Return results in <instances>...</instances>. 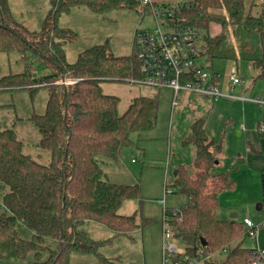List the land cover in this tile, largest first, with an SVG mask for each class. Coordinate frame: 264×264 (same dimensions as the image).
I'll return each mask as SVG.
<instances>
[{
  "label": "trees",
  "instance_id": "16d2710c",
  "mask_svg": "<svg viewBox=\"0 0 264 264\" xmlns=\"http://www.w3.org/2000/svg\"><path fill=\"white\" fill-rule=\"evenodd\" d=\"M48 13L40 32H30L15 21L8 0H0V56L14 52L22 56L25 71L4 76L0 89L36 90L42 83L52 84L46 111L31 120L43 134L41 146L50 150L49 165L23 153V144L14 130L0 129V184L5 187L0 214V260L25 261L33 252L39 261L49 248L48 238L57 242L50 248L43 264H70L73 252L97 253L99 242L90 239L83 229L89 223L110 228L115 236L131 237L152 221L136 214L122 215L119 210L127 200L141 202V186L110 182L104 166L118 162L123 152L138 144L133 136L152 132L158 123L160 98L138 96L124 111L120 98L103 91L104 82H130L141 79L140 63L135 52L115 56L108 42L93 46L69 64L64 43L77 35L59 26L63 14L75 8H87L104 16L113 10L148 11L141 0H50ZM181 14L185 25L205 29L210 59L215 57L219 37L212 36L214 25L228 24L259 33L263 56L256 61L264 79V14H252L255 0H188ZM141 8V9H140ZM40 57L54 66L55 73L35 78L33 58ZM63 80L67 85H58ZM56 86V87H55ZM58 88V89H57ZM207 117L198 118L182 141L184 148L194 146V174L181 166L170 187L187 197L178 214L175 235L186 245V252L201 251L208 258L227 251L219 264H251L253 249L244 247L250 236L244 222L218 218L219 197L235 188L228 173L218 172L223 142H216L205 128ZM264 194V174L261 178ZM32 232L31 240L20 237L18 224ZM206 242V246L202 244ZM99 255V254H98ZM103 262L107 260L102 259ZM109 262V261H108Z\"/></svg>",
  "mask_w": 264,
  "mask_h": 264
},
{
  "label": "rangeland",
  "instance_id": "374dc122",
  "mask_svg": "<svg viewBox=\"0 0 264 264\" xmlns=\"http://www.w3.org/2000/svg\"><path fill=\"white\" fill-rule=\"evenodd\" d=\"M8 1L16 22L30 32L42 30L51 10L50 0ZM162 3L176 2L166 0ZM76 9L68 15L63 14L59 19V26L62 29L70 30L77 35L75 40L64 43L69 64L76 63L79 55L85 50L106 42L109 43L115 56H129L135 52L136 32L139 29L156 28V22L149 11L119 9L100 16L87 8H82L86 9L85 15L73 14ZM260 10L254 6L252 14L258 16L261 14ZM212 36L219 37L220 43L215 47V57L206 59L204 64L208 71L222 76L223 91H228L226 83L230 71L236 68L243 85L236 88L235 95L246 98H255L258 95L264 97V79L260 78L261 69L256 65V61L263 56L260 34L249 33L231 24L223 29L218 24L214 25ZM32 60V73L35 78L40 79L55 73L51 63L40 57H34ZM24 71L25 66L19 53L0 56V80L4 76ZM103 84L102 88L106 94L120 98V110L126 108L130 101L138 96L158 95L160 98L156 129L142 134L141 137L135 134L133 139L138 140V144L126 149L123 158L118 162L104 166V172L110 182L141 186V202L127 200L119 213L126 216L136 214L140 224H142L141 218L152 222L136 230L131 237L115 236L110 228L96 223L83 226L90 239L99 242L97 251L99 255L73 252L70 255V264H162L164 208L171 215L172 212L182 209L187 202V197L178 191L166 195L165 187L173 184L174 173L181 166H185L194 174L195 148L194 146L184 148L182 141L190 131L192 123L205 115L208 116L206 129L209 136H213L216 142L222 140L224 142L221 157L226 155L227 159L222 162L221 171L231 173L236 180L232 191L221 194L218 215L220 218L226 216V219H231L233 214H237L238 218L235 219L238 221L243 222L244 218L250 220L259 230L255 237L248 236L246 241L256 243L257 239L258 244L264 248V194L260 180L263 173L257 170L264 168V141L262 146L256 147L258 153L253 152L256 158H251L257 164L251 159L243 162V159L240 161L239 158L240 154H243L240 157L245 159L241 132L251 130L250 123L256 137L264 139L261 137L264 134H260L256 121L258 117H264V108L252 102L243 103L239 100L223 98L213 101L186 93L181 94L178 106L173 108V93L169 89L157 90L130 82ZM45 85L42 83L34 86L37 87L36 90L0 89V129L14 130L23 144V153L44 165H49L52 160L51 152L40 145L43 134L40 127L31 120L33 115H43L46 111L50 87L54 86ZM4 191L5 187L0 184V214L5 212L2 205ZM259 206H262V210H259ZM17 228L21 238L28 241L32 239L33 232L27 226L19 223ZM177 242L182 248L186 247L181 240ZM46 245L49 248L41 252L39 261L31 252L25 261L0 260V264H43L50 256V248L55 249L57 242L48 238ZM226 255L227 251L216 254L214 259L222 260ZM102 259L107 262H103Z\"/></svg>",
  "mask_w": 264,
  "mask_h": 264
},
{
  "label": "built area",
  "instance_id": "2783aa9c",
  "mask_svg": "<svg viewBox=\"0 0 264 264\" xmlns=\"http://www.w3.org/2000/svg\"><path fill=\"white\" fill-rule=\"evenodd\" d=\"M142 4L149 7L156 22L155 29H139L135 34V54L140 63L141 79L139 85L150 86L157 90L169 89L173 93V108L178 106L180 96L197 95L218 101L219 99L239 100L243 103L252 102L264 108V97L246 98L235 95V90L243 85L239 71L232 68L227 80L228 91L224 92L222 76L208 71L204 61L210 59L208 55L207 32L205 29L193 28L184 24L181 14L188 9L186 2L154 3L142 0ZM255 7L264 14V0H255ZM71 81L63 80L58 85H67ZM48 85L47 83H45ZM259 131L264 133V121L260 123ZM166 195L173 193L166 185ZM164 203V201H161ZM164 235L162 264H205L208 258L201 251L197 255L186 252L177 242L175 225L180 210L168 214L164 208ZM244 224L255 237L258 228L245 219ZM251 264H264V249H253L249 258Z\"/></svg>",
  "mask_w": 264,
  "mask_h": 264
},
{
  "label": "crops",
  "instance_id": "0c3cea01",
  "mask_svg": "<svg viewBox=\"0 0 264 264\" xmlns=\"http://www.w3.org/2000/svg\"><path fill=\"white\" fill-rule=\"evenodd\" d=\"M152 2H154V3H162L163 1H166V0H151ZM175 2H181V1H185L186 2V0H174ZM11 4V3H10ZM11 7H12V5H11ZM76 9V8H75ZM85 10L86 9H82V8H77L75 11H73L74 13L73 14H78V13H83L84 15L86 14V13H84L85 12ZM70 14V13H69ZM65 15H68V14H65ZM44 17V16H43ZM102 85H104V84H102ZM131 102V101H130ZM247 103V102H246ZM127 108V107H126ZM125 107H123L122 108V110L121 111H124L125 109H126ZM202 117H207L208 118V116L207 115H205V116H202ZM201 117V118H202ZM257 124L258 125H260V123H262L263 121H264V117L262 116H260V117H258L257 118ZM234 124V123H233ZM235 125V124H234ZM250 128L249 129H251V130H248L247 132H241V137H242V141H243V144H244V153H245V159L244 158H242V157H240V156H242L241 154H240V156H239V158H240V161H242V159H243V162H244V160L246 161V160H250L251 158H253L254 157V154H253V152H256V153H258V151L259 150H257L256 149V147L257 148H259L260 147V145L262 146V142L264 141V139L263 138H257L256 137V134H255V131L253 130V126H252V123H250ZM205 128H206V125H205ZM234 129V128H233ZM207 130V129H206ZM232 131H234V130H232ZM189 133V132H188ZM207 133H208V131H207ZM151 134V133H150ZM260 134H261V132H260ZM259 134V135H260ZM262 134H264V133H262ZM188 135V134H187ZM186 135V136H187ZM208 135H209V133H208ZM186 136H185V138H186ZM261 137H264V135H262ZM184 138V139H185ZM212 138H214L213 136H212ZM183 139V140H184ZM214 140H215V138H214ZM222 142H223V140H222ZM223 151H224V142H223ZM193 154H194V159H195V150H194V152H193ZM222 156V155H221ZM254 158H256V157H254ZM227 158H226V155H225V157L223 156V157H221V158H219V165H218V170H219V172H222L221 171V168H222V166H223V164H222V162L224 161V160H226ZM252 161H253V159H251ZM253 163H255V164H257L256 162H254L253 161ZM106 165H108V164H106ZM244 166V165H243ZM258 170V172H261V173H263L264 174V168H258L257 169ZM224 173V172H223ZM228 174H230L231 175V177L233 178V176H232V174L231 173H228ZM262 174V175H263ZM262 175H261V178H262ZM108 179H109V177H108ZM234 180H235V178H233ZM261 180V179H260ZM236 181V180H235ZM116 184H118V183H116ZM261 186H262V183H261ZM233 190V189H232ZM232 190H230V191H232ZM263 191V190H262ZM225 192H227V191H225ZM221 196V195H220ZM219 203H220V197H219ZM259 207H261V210H262V206H259ZM219 211V210H218ZM234 215V214H233ZM232 215V216H233ZM218 218H220L219 217V215H218ZM236 218H238V216L236 217ZM220 219H222V220H228V219H226V216H224V217H222V218H220ZM232 220H233V218H231ZM245 219H247V218H244L243 219V221L245 220ZM235 220V219H234ZM241 222V221H240ZM92 223H89V224H87L86 226H89V225H91ZM256 241V243L255 242H253V241H251L250 243H247V241H246V239H245V242H244V247L245 248H247V249H264V248H262L259 244H258V242H257V239L255 240ZM214 256H216V254H214V255H212V256H210V257H208V259H207V261L205 262V264H219V263H221V262H223L224 261V259H222V260H215L214 258Z\"/></svg>",
  "mask_w": 264,
  "mask_h": 264
},
{
  "label": "water",
  "instance_id": "95a60500",
  "mask_svg": "<svg viewBox=\"0 0 264 264\" xmlns=\"http://www.w3.org/2000/svg\"><path fill=\"white\" fill-rule=\"evenodd\" d=\"M176 174H177V172L175 171L174 175H176ZM259 210H261V207H259ZM237 216H238V215L235 214V215H233L231 218L235 219ZM202 244H203L204 246H206V242H205V241H202Z\"/></svg>",
  "mask_w": 264,
  "mask_h": 264
}]
</instances>
